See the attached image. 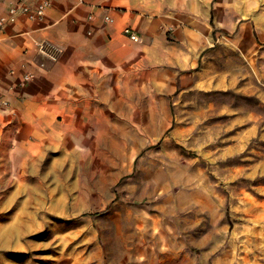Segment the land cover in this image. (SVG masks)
I'll use <instances>...</instances> for the list:
<instances>
[{
    "label": "rangeland",
    "instance_id": "rangeland-1",
    "mask_svg": "<svg viewBox=\"0 0 264 264\" xmlns=\"http://www.w3.org/2000/svg\"><path fill=\"white\" fill-rule=\"evenodd\" d=\"M251 25L214 28L197 81L150 64L110 108L0 158V264L263 253L264 39Z\"/></svg>",
    "mask_w": 264,
    "mask_h": 264
},
{
    "label": "crops",
    "instance_id": "crops-1",
    "mask_svg": "<svg viewBox=\"0 0 264 264\" xmlns=\"http://www.w3.org/2000/svg\"><path fill=\"white\" fill-rule=\"evenodd\" d=\"M15 1L0 0V16ZM51 1L42 22L20 15L0 35V158L16 148L33 149L52 126H74L75 119L94 116L86 112L95 107L110 108L118 86L125 94L134 78L145 84L150 64L166 67L175 83L197 81L214 28L218 38L225 32L242 38L253 24L264 39V0ZM126 27L138 41L124 33ZM44 39L62 48L56 58L39 51ZM26 73L33 76L23 82ZM240 255L219 257L225 264H264V252Z\"/></svg>",
    "mask_w": 264,
    "mask_h": 264
},
{
    "label": "built area",
    "instance_id": "built-area-1",
    "mask_svg": "<svg viewBox=\"0 0 264 264\" xmlns=\"http://www.w3.org/2000/svg\"><path fill=\"white\" fill-rule=\"evenodd\" d=\"M52 7L51 0H40L37 4L33 5L28 0H16L14 4L9 8L8 13L4 16H0V35L3 34L5 29L13 24L17 18L22 15L30 21L42 22L46 16L47 11ZM106 22H112L113 19L110 16H106ZM124 33L130 37L133 41H138V34L126 27ZM38 49L44 55L50 58H56L59 53L62 52V48L49 40H41L37 42ZM32 73H26L23 75V82H27L32 78ZM3 104H7L5 100H2Z\"/></svg>",
    "mask_w": 264,
    "mask_h": 264
}]
</instances>
